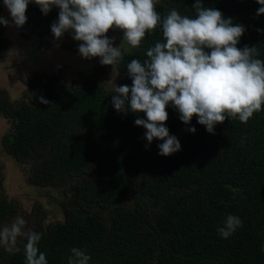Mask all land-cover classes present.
<instances>
[{
  "label": "trees",
  "instance_id": "1",
  "mask_svg": "<svg viewBox=\"0 0 264 264\" xmlns=\"http://www.w3.org/2000/svg\"><path fill=\"white\" fill-rule=\"evenodd\" d=\"M13 4L71 51L104 36L120 77L0 90L2 145L54 205L21 223L0 195V264H264V0Z\"/></svg>",
  "mask_w": 264,
  "mask_h": 264
},
{
  "label": "rangeland",
  "instance_id": "2",
  "mask_svg": "<svg viewBox=\"0 0 264 264\" xmlns=\"http://www.w3.org/2000/svg\"><path fill=\"white\" fill-rule=\"evenodd\" d=\"M2 15L0 20L3 28L5 51L0 53V90L9 96L10 99H26L30 96L29 89L35 81L43 78L45 73H59L63 78L71 80L78 75H86L97 70L101 71V77L106 83H114L115 78L120 77L119 69L111 60L112 51L105 42L103 36L99 43L89 47L87 50L75 51L64 47L60 39L54 40L53 35L38 36L36 32L26 26L16 25L14 0H2ZM113 32L116 34L118 30ZM114 34V35H115ZM116 36V35H115ZM118 36V35H117ZM112 43L110 46L116 45ZM41 76V77H37ZM116 80V81H117ZM10 122L0 116V146L1 137L7 132ZM0 161H7V164L0 165L1 181L0 195L4 191L13 199L19 198L16 202L18 211L23 208L28 210L31 201H39L44 205L40 215H44L47 210L53 208L52 204L47 203L48 194L53 190L41 189L32 184L25 183L28 191V198L15 193L17 188V177L11 176L8 179V171L11 165L18 164L9 156L4 155L0 147ZM16 163V164H15ZM16 171L20 174L18 168ZM19 178V175H18ZM54 189V187H51ZM27 200V201H25ZM16 215V212L13 213ZM25 218L21 220L24 222ZM14 221L9 220L0 225V229L10 226Z\"/></svg>",
  "mask_w": 264,
  "mask_h": 264
},
{
  "label": "flooded vegetation",
  "instance_id": "3",
  "mask_svg": "<svg viewBox=\"0 0 264 264\" xmlns=\"http://www.w3.org/2000/svg\"><path fill=\"white\" fill-rule=\"evenodd\" d=\"M49 73H51V72H49ZM46 75V73L43 75V76H45ZM35 83H36V81L33 83V85L30 87V89L35 85ZM30 89H29V91L28 92H30ZM3 114V115H2ZM5 114L4 113H2L1 111H0V116L1 117H3L4 119H6V117L4 116ZM7 120V119H6ZM9 122V121H8ZM3 137V136H2ZM2 137H1V149H2V151H3V154L4 155H7V156H9V158H11V159H13L6 151H5V149H4V147H3V145H2ZM15 160V159H14ZM16 161V160H15ZM8 162L7 161H0V165H3V164H7ZM20 164V163H19ZM18 168V170L20 171V174L16 171V169ZM23 171V172H22ZM29 174L30 173V169L25 165V164H20V165H17V166H14V165H11V168L9 169V171H8V179L11 177V176H13V177H18V175H19V178L18 179H16V181H17V188H16V191H15V193L16 194H18V195H23L25 198H28V191H27V189H26V186H25V183H29V184H32L33 186H37V185H34L33 184V182L30 180V178H24V175L23 174ZM0 175H1V172H0ZM4 180L2 179V181H1V177H0V183H2ZM38 187V186H37ZM1 194H3L4 196H6L8 199V201L9 200H11V201H13V202H17V201H19L20 199L19 198H15V199H13V198H11L10 196H9V194H7L6 192H4V191H2L1 192ZM25 201H27V200H25ZM32 202V201H31ZM30 202V203H31ZM25 203V202H24ZM24 203H23V205H24ZM40 203V205H41V208L42 209H44V205L41 203V202H39ZM47 203H49V201H47ZM49 204H51V203H49ZM54 206V205H53ZM47 210V212L46 213H48L51 209H46ZM20 212V211H19ZM22 214L24 215V217H23V219L25 218H29L30 217V214L31 213H29V209L28 210H26V209H22ZM13 218L16 220L17 219V213H16V215H13ZM21 221V220H20ZM11 224H13V223H11ZM11 226V225H10Z\"/></svg>",
  "mask_w": 264,
  "mask_h": 264
}]
</instances>
